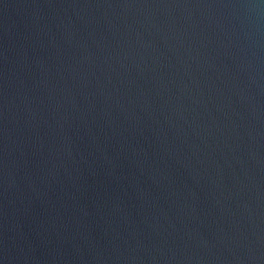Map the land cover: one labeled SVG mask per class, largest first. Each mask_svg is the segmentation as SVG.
Here are the masks:
<instances>
[{"label":"water","instance_id":"1","mask_svg":"<svg viewBox=\"0 0 264 264\" xmlns=\"http://www.w3.org/2000/svg\"><path fill=\"white\" fill-rule=\"evenodd\" d=\"M0 264H264V0H0Z\"/></svg>","mask_w":264,"mask_h":264}]
</instances>
